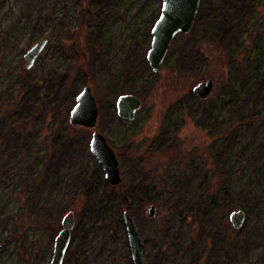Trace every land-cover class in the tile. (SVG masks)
Masks as SVG:
<instances>
[{
	"label": "rangeland",
	"instance_id": "374dc122",
	"mask_svg": "<svg viewBox=\"0 0 264 264\" xmlns=\"http://www.w3.org/2000/svg\"><path fill=\"white\" fill-rule=\"evenodd\" d=\"M161 0H0V264H264V0H201L157 73L146 59ZM48 43L34 65L24 55ZM212 80L206 99L192 92ZM85 85L122 177L109 185L91 130L69 114ZM138 97L134 120L120 95ZM156 207L155 217L146 212ZM243 209L241 228L229 216Z\"/></svg>",
	"mask_w": 264,
	"mask_h": 264
},
{
	"label": "water",
	"instance_id": "95a60500",
	"mask_svg": "<svg viewBox=\"0 0 264 264\" xmlns=\"http://www.w3.org/2000/svg\"><path fill=\"white\" fill-rule=\"evenodd\" d=\"M201 0H161L160 14L151 30V43L146 59L151 70L157 73L167 55L173 39L179 34L190 32ZM47 39L34 44L24 55L26 68L30 69L47 45ZM214 89L212 80L200 82L192 89L194 95L200 99L208 98ZM142 106L141 100L132 94L120 95L116 101L117 115L126 120H134ZM99 107L89 85H85L76 96L75 104L69 114V123L75 128L91 130L90 152L99 162L104 177L112 187L122 184L119 162L114 150L107 143L106 138L97 129ZM148 217H155L156 207L151 205ZM246 213L243 209L230 213L229 220L234 229L242 227ZM123 223L127 233L132 264H144V253L141 237L134 225L128 210L122 213ZM75 224L73 211H68L62 218V228L54 239L53 253L49 264H63L71 241V231ZM2 244L0 243V249Z\"/></svg>",
	"mask_w": 264,
	"mask_h": 264
},
{
	"label": "flooded vegetation",
	"instance_id": "af4514ba",
	"mask_svg": "<svg viewBox=\"0 0 264 264\" xmlns=\"http://www.w3.org/2000/svg\"><path fill=\"white\" fill-rule=\"evenodd\" d=\"M2 248V247H1Z\"/></svg>",
	"mask_w": 264,
	"mask_h": 264
}]
</instances>
